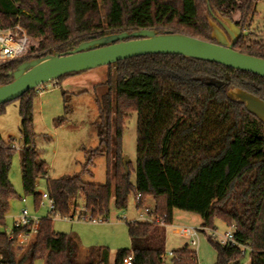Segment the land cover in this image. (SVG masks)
<instances>
[{"label":"trees","instance_id":"16d2710c","mask_svg":"<svg viewBox=\"0 0 264 264\" xmlns=\"http://www.w3.org/2000/svg\"><path fill=\"white\" fill-rule=\"evenodd\" d=\"M258 1L0 0L1 26L20 25L31 42L28 57L0 66V86L11 83L10 74L26 61L108 34L149 29L213 42L206 18L213 20L211 14L248 32ZM248 36L243 35L234 49L264 59V42ZM108 68L114 70L104 84L108 91L97 100L99 146L83 171L88 172L95 157L105 156L107 183L89 184L82 175L48 179L47 194L56 210L67 216L83 205L93 217L106 221L112 200L117 210L125 211L131 196H142L138 209L153 198V215L164 226L129 223L131 247L117 252L115 264L129 256L133 264H165V231L175 210L199 216L204 234L215 231L216 220L236 227L235 245L208 237L216 264H243L241 247L250 251V264H264V125L226 95L228 89L238 88L264 100V78L181 56H143ZM35 94L29 91L19 99V116L24 192L39 208L37 183L47 177L48 165L35 147ZM133 114L138 119L134 170L124 167L122 153L123 131ZM14 152L13 144H5L0 134L1 226L11 202L21 199L9 179ZM27 231L14 226L10 234L0 233V264H104L102 253L94 249L80 262L79 245L73 237L56 233L49 215L40 220L35 238L19 254L16 240ZM172 262L198 264L197 253L185 246L173 252Z\"/></svg>","mask_w":264,"mask_h":264},{"label":"rangeland","instance_id":"374dc122","mask_svg":"<svg viewBox=\"0 0 264 264\" xmlns=\"http://www.w3.org/2000/svg\"><path fill=\"white\" fill-rule=\"evenodd\" d=\"M256 15L252 19L249 40L264 42V0L256 4ZM208 22L212 18L206 17ZM211 27V26H210ZM212 34V33H211ZM37 46V42H34ZM78 45H74L77 47ZM69 47V46H68ZM67 47V49H68ZM66 49V50H67ZM66 50L64 52H66ZM114 70L100 67L92 71L76 74L44 85L41 92L36 91L33 99V116L35 147L40 160L48 165V174L45 179L37 183L36 192L41 195L39 208H36L33 196L24 192L22 176V150L24 148L21 138V118L19 116L20 101L16 100L3 105L4 112L0 114V134L5 144H13L15 148L10 182L21 199L11 202L10 212L5 217V225H0V233L10 234L17 218L23 209H27L31 216L45 218L48 215L46 207L47 180H56L63 177L82 175V180L89 184L105 185L107 183V158L97 156L92 160L88 172L83 174L90 158V153L99 146V100L108 89L104 85L109 73ZM229 90V89H228ZM137 115L133 114L126 122L123 131L122 153L128 159L127 165L136 168L137 162ZM124 161V160H123ZM131 181L135 182V174L131 173ZM25 199L26 203L22 200ZM44 201V202H42ZM145 208L152 209L153 198H148ZM44 205V206H43ZM82 209L80 205L75 213ZM72 211V212H73ZM90 217V216H88ZM174 220L166 228L165 264H173V252L188 246L197 253L198 264H215L217 254L208 242V237L213 236L220 241L230 228L223 222H214L215 231L207 230L206 234L199 232V246H189L188 239L175 233L182 227L201 228V218L197 215L183 211H174ZM140 211L137 209L136 200L131 196L128 208L119 211L112 200L109 206V218L101 223L66 221L63 218L53 220V229L58 234H66L74 241L89 251L94 249L100 254L104 264H115L119 250L129 249L128 224L141 222ZM16 250L23 253L24 249L16 242ZM87 251L80 249V262ZM37 264H42L38 262ZM243 264H250V251L246 249Z\"/></svg>","mask_w":264,"mask_h":264},{"label":"water","instance_id":"95a60500","mask_svg":"<svg viewBox=\"0 0 264 264\" xmlns=\"http://www.w3.org/2000/svg\"><path fill=\"white\" fill-rule=\"evenodd\" d=\"M213 42L180 33L137 30L113 33L81 43L65 54L54 53L22 63L10 74L11 83L0 86V105L19 100L29 91L76 75L109 67L118 62L143 56H181L186 59L214 63L264 78V59L237 52L234 47L243 29L229 19L211 14ZM228 99L244 105L246 111L264 125V100L238 88L226 91ZM128 159H124L126 168Z\"/></svg>","mask_w":264,"mask_h":264},{"label":"built area","instance_id":"2783aa9c","mask_svg":"<svg viewBox=\"0 0 264 264\" xmlns=\"http://www.w3.org/2000/svg\"><path fill=\"white\" fill-rule=\"evenodd\" d=\"M30 39L24 29L20 25H15L12 28L4 29L0 24V66L22 60L29 56L30 49ZM43 86L36 89V91L41 92ZM14 148V146H13ZM46 207L48 209V215L54 219H64L68 221H77L81 222H92V223H101L104 222L101 218L93 217L91 213L82 205V209L79 213H75V211H71L69 215L63 216L56 210L55 202L46 195ZM136 205L137 209L142 204V196L138 195L136 197ZM23 203H26V200H22ZM44 202V201H42ZM145 203L143 204L140 211V218L143 222L157 223L161 227H163L162 221L153 215L154 210H150L145 208ZM44 206V205H43ZM90 216V217H88ZM40 218L35 216H31L27 209H23L20 216L17 218L15 222L16 228H27L28 231L22 235H20L16 242L24 247H27L29 243L35 238L38 230V226L40 223ZM236 227L233 225L230 227V230L224 235V237L219 241L222 245H235L234 241V231ZM199 230L191 227H182L175 231L177 235L182 238L188 239L189 246L193 248L198 247L199 245ZM243 254H246V249L241 247ZM123 264H133V257L129 256L123 260Z\"/></svg>","mask_w":264,"mask_h":264},{"label":"crops","instance_id":"0c3cea01","mask_svg":"<svg viewBox=\"0 0 264 264\" xmlns=\"http://www.w3.org/2000/svg\"><path fill=\"white\" fill-rule=\"evenodd\" d=\"M147 202H148V201H146V203H147ZM152 204H153V206H152L153 208H152L151 210H154V209H155V202H154V200H153V203H152ZM173 216H174V214H173ZM173 220H174V217H173ZM142 222H143V221H142ZM201 226H202V222H201ZM32 241H33V240H32ZM32 241H31V242H32ZM31 242H30V243H31ZM30 243H29V244H30ZM198 246H199V245H198ZM196 248H197V247H196ZM80 249H81V251H84V252L87 251V249H84L83 246H81ZM216 260H217V258H216ZM39 263H40V262H39ZM36 264H37V263H36ZM42 264H45V263L42 262ZM215 264H216V262H215Z\"/></svg>","mask_w":264,"mask_h":264},{"label":"flooded vegetation","instance_id":"af4514ba","mask_svg":"<svg viewBox=\"0 0 264 264\" xmlns=\"http://www.w3.org/2000/svg\"><path fill=\"white\" fill-rule=\"evenodd\" d=\"M244 31V33H243V35H247L248 34V32H246L245 30H243ZM250 31V30H249ZM249 33H251V32H249ZM243 37V36H242ZM240 41V40H239ZM79 46V45H78ZM77 46V47H78ZM76 47H74V46H72V45H70L69 47H68V49L66 50V52H62V53H60V54H65V53H67V52H69V51H72L73 49H75Z\"/></svg>","mask_w":264,"mask_h":264}]
</instances>
